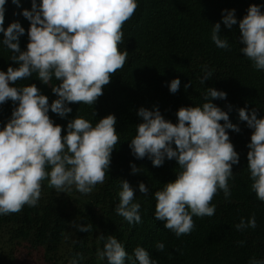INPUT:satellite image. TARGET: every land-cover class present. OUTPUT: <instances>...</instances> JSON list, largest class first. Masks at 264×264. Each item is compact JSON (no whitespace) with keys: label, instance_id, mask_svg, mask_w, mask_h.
I'll use <instances>...</instances> for the list:
<instances>
[{"label":"clouds","instance_id":"obj_1","mask_svg":"<svg viewBox=\"0 0 264 264\" xmlns=\"http://www.w3.org/2000/svg\"><path fill=\"white\" fill-rule=\"evenodd\" d=\"M7 0H0V45L12 55L9 66L0 70V105L12 102L15 107L11 117L0 130V216L20 213L25 206L36 207L41 199L42 185L66 193L75 190L90 195L95 186L103 184L110 170L111 157L120 137L115 125L116 117L109 114L95 126L80 116L69 120L66 134L61 125L55 124L49 111L60 118L71 112L70 104L93 106L112 77L123 69L128 51L120 50L124 43L123 26L135 14L137 0H31V9H23L14 15H22L29 21L26 50H21L20 37L25 29L18 21L5 24ZM17 8L21 0H11ZM260 5L251 4L247 14L239 21L236 10H223L221 22L212 27L211 40L219 49L230 50L227 37H222L221 23L229 30L238 24L240 52L253 67L264 70V12ZM203 84L213 75L202 66ZM36 74L44 85L55 78L58 84L51 86L57 99L49 104L36 84L16 87L20 80ZM181 81L173 79L168 85L175 94ZM186 84L185 90L191 87ZM227 94L208 88L202 106L181 107L176 112L177 123L166 120L158 107L148 110L141 107L137 116L142 123L136 126V136L131 140V154L138 160L152 161L154 167H162L165 159L175 160L180 171L173 182L164 184L154 192V219L164 223L165 229L177 238L190 235L195 228L193 217H212L216 206L215 196L222 191L227 201L231 197L229 180L234 179L233 166L240 157L228 134L239 133L237 125L230 122L227 112L212 103L224 100ZM231 108V106H229ZM239 119L252 130L247 144V169L252 181L251 190L257 200L264 202V118H258L256 109L248 113L238 109ZM95 116L96 113L93 112ZM221 121L223 123H221ZM175 147H174V146ZM132 174L141 171L130 165ZM50 169V171H49ZM119 203L115 213L130 225L142 223L141 205L134 202L135 192L127 180H120ZM139 191L147 197L149 189L139 183ZM79 232L91 231L87 226L71 222ZM257 227L253 214L235 225L237 231ZM104 241L96 256L107 264H157L149 252L137 246L130 257L125 246L113 235L98 238ZM243 246L244 242H239ZM165 245L156 244L158 251ZM83 259L82 254H77ZM134 257V259H133ZM70 264H78L77 259ZM249 264H264V259L252 258Z\"/></svg>","mask_w":264,"mask_h":264},{"label":"trees","instance_id":"obj_2","mask_svg":"<svg viewBox=\"0 0 264 264\" xmlns=\"http://www.w3.org/2000/svg\"><path fill=\"white\" fill-rule=\"evenodd\" d=\"M137 3L134 16L123 26L124 43L120 50L128 51L127 62L104 87V94L93 106L68 105L72 112L63 119L49 111L50 118L64 129L63 134H66L68 121L77 115L93 126L107 115H115L120 140L112 153L105 182L85 196L75 193L74 186L69 192H57L48 187V180H45L36 207L25 206L20 213L0 216L1 263L14 264L17 253L29 258L27 249L29 252L42 250L46 264H70L73 259H77L78 264H107L96 256L97 249H102L104 244L97 239L101 234L115 236L130 257L137 246L145 248L157 264H249L252 258L264 259V202L257 200L251 190L247 169V144L252 130L238 114L241 108H246L249 114L256 109L258 118H264V70H256L240 52L244 45L239 43L238 24L229 30L221 23L220 35L227 37L230 50L217 48L211 40L212 27L221 22L223 10L235 9L239 21L251 4L262 6L264 12V0H137ZM23 9H31V0H21L20 8L7 0L4 24L7 28L11 22L18 21L25 29V35L20 37L22 51L26 50L30 23L14 13ZM11 55L0 45V70L17 67L10 61ZM205 65L213 75L201 84L202 66ZM177 78L181 81L180 89L172 94L168 85ZM189 82L192 86L185 90ZM58 83L53 78L49 86L44 85L33 74L14 86L36 84L51 104L57 99L51 86ZM208 88L227 94L226 99L211 102L227 112L230 122L241 130L228 132L240 162L233 166L229 200L226 201L220 191L212 201L216 206L215 215L193 217L195 228L191 234L177 238L165 229L163 222L154 219L156 201L153 195L162 190L164 184L175 181L180 171L176 161L165 159L162 167H154L147 158L136 159L129 144L137 134L136 126L143 122L137 116L141 107L148 110L158 107L164 118L175 124L179 108L202 106L206 102L204 96ZM13 107L11 101L0 105V130L11 117ZM131 164L141 171L132 174ZM120 180H127L134 189V202L141 205L143 222L140 224L130 225L115 213ZM141 182L149 189L147 197L139 191ZM253 214L257 227L237 231L235 225L240 219L247 220ZM72 221L85 226L91 224V231H77L71 226ZM240 241L244 242L243 246ZM158 242L165 245L163 251L157 250ZM24 247L23 251L19 250ZM78 253L83 259L77 257ZM125 264L131 262L126 260Z\"/></svg>","mask_w":264,"mask_h":264},{"label":"rangeland","instance_id":"obj_3","mask_svg":"<svg viewBox=\"0 0 264 264\" xmlns=\"http://www.w3.org/2000/svg\"><path fill=\"white\" fill-rule=\"evenodd\" d=\"M79 193V192H75ZM80 194V193H79ZM24 248H19V250H24ZM25 252L27 253V258L23 253H17L16 254V261L14 264H46L44 257H43V251H31L30 252L26 249Z\"/></svg>","mask_w":264,"mask_h":264},{"label":"water","instance_id":"obj_4","mask_svg":"<svg viewBox=\"0 0 264 264\" xmlns=\"http://www.w3.org/2000/svg\"><path fill=\"white\" fill-rule=\"evenodd\" d=\"M0 264H3V263L0 262Z\"/></svg>","mask_w":264,"mask_h":264}]
</instances>
